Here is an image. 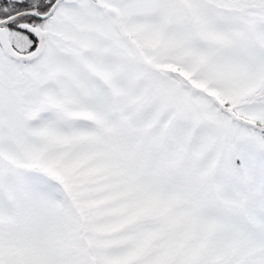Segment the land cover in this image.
Masks as SVG:
<instances>
[{"label":"snow or ice","instance_id":"obj_1","mask_svg":"<svg viewBox=\"0 0 264 264\" xmlns=\"http://www.w3.org/2000/svg\"><path fill=\"white\" fill-rule=\"evenodd\" d=\"M0 264H264V0H0Z\"/></svg>","mask_w":264,"mask_h":264}]
</instances>
